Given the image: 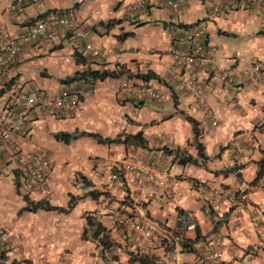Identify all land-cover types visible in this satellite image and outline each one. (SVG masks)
I'll list each match as a JSON object with an SVG mask.
<instances>
[{
    "label": "crops",
    "instance_id": "0c3cea01",
    "mask_svg": "<svg viewBox=\"0 0 264 264\" xmlns=\"http://www.w3.org/2000/svg\"><path fill=\"white\" fill-rule=\"evenodd\" d=\"M168 1L26 0V13L15 15V0H0V127L16 119L34 89L50 97L65 89L92 92L73 115L35 108L24 131L3 147L0 225L10 237L3 264H142L141 257L210 264L203 252L217 239L223 258L211 264H264V177L255 185L264 159V75L253 74L256 64L264 70V0H227L219 12L211 5L221 0H172L178 9ZM55 13L85 22L88 39L59 29L8 61L5 35L17 37ZM188 30L201 31L205 47L217 50L209 61L215 71L200 77L206 106L186 90L188 70L174 65L175 37ZM225 69L235 76L232 86L218 79ZM84 72L118 76L64 83ZM127 79L165 93L167 102L119 96ZM82 133L88 134L70 143L57 138ZM95 135L117 142L101 144ZM40 149L51 162L44 189L31 184L20 162ZM176 152L198 164L184 165ZM131 153L140 164L185 170L168 201L150 199L160 190L125 170ZM29 200L68 212H23ZM89 219L107 229V245L95 239ZM185 240L193 252L183 250Z\"/></svg>",
    "mask_w": 264,
    "mask_h": 264
},
{
    "label": "built area",
    "instance_id": "2783aa9c",
    "mask_svg": "<svg viewBox=\"0 0 264 264\" xmlns=\"http://www.w3.org/2000/svg\"><path fill=\"white\" fill-rule=\"evenodd\" d=\"M227 0H221L218 5H211L216 12L221 11ZM246 5H255L258 0H242ZM168 6L178 9L180 4L169 0ZM26 0H15L10 7L11 13L15 15H24L26 13ZM86 24L78 18L73 17L68 13H55L45 20L37 21L32 24L27 30L21 32L17 37H11L6 34V43L4 49L6 51L7 60L14 61L18 55L28 45H34L41 39L52 40L56 31L65 29L70 32H78L82 34L84 39H88V34L85 32ZM203 33L197 30H188L185 34L175 37L172 56L174 65L177 69L188 70V78L185 81L186 90L192 95L196 96L199 102L207 105L206 98L200 91V77H209L214 68L209 64L211 55L216 53L217 50L212 48L208 50L205 47L203 40ZM86 50L91 51L94 56L101 55L100 50L95 48L91 43L87 44ZM242 54L238 52L234 60H238ZM253 74L259 76L264 75V70L259 64L253 67ZM218 79L220 82L227 86H232L235 83V76L229 69L222 70ZM92 95L91 91L69 89L63 90L59 95L50 97L43 90L34 89L26 96L18 105V114L14 121L5 123L0 127V155L6 143H8L15 135L24 131V126L35 108H50L55 113H62L66 115H73L82 105L87 97ZM121 97L134 96L139 99H150L154 102L165 103L168 96L144 83L136 84L131 79H127L118 92ZM212 111L209 110V114ZM214 126L217 121H214ZM129 160L124 165L125 170L135 173L141 177L145 184L155 186L160 191L153 190L149 192V198L153 200H169V194L172 192L175 180L177 178H185V170L178 164H171L168 167H158L156 164H140L138 157L134 154H129ZM20 162L24 171L26 172L31 184L38 188L44 189L48 183V173L51 170V162L49 152L46 149H40L33 152L26 157L20 158ZM121 186H124L121 183ZM135 230L139 231L143 236L147 235V231L140 225H133ZM10 246V237L8 230L0 225V264H3L5 255L7 254ZM223 252L221 249V239H217L206 247L203 252V260L205 263H214L221 261Z\"/></svg>",
    "mask_w": 264,
    "mask_h": 264
},
{
    "label": "trees",
    "instance_id": "16d2710c",
    "mask_svg": "<svg viewBox=\"0 0 264 264\" xmlns=\"http://www.w3.org/2000/svg\"><path fill=\"white\" fill-rule=\"evenodd\" d=\"M90 76V77H89ZM107 76H118V73H112V74H100L98 72H84V73H78L77 75H75L73 78L67 79L64 81V83H75V82H80L83 80H87L88 78H94V79H104ZM132 77V76H131ZM143 79H147V78H143ZM187 120L191 123H196L191 117L187 116L186 117ZM88 133H82V134H60L57 135L58 139H61L67 143H70L74 140L79 139L81 136L83 135H87ZM96 139L98 140L99 143L101 144H114L117 142V140H112L109 138H103L99 135H95ZM139 135H137L136 137L133 138L132 141L136 142V140L138 139ZM199 133H197L195 141H196V145L199 148V151L201 153V157L203 159L206 158V156L203 154V147L202 145L199 143ZM174 152H172L171 154H173ZM176 158L180 159L184 165L187 163H191V164H195L197 165L198 162L197 160H194L192 157H185L183 154H180L179 152H176ZM238 169V168H237ZM264 177V159L259 163V173H258V177L255 180V185L259 183V181ZM39 210H46V211H58V212H68V210H65L63 208L60 207H53L48 203H34L32 201H28V205L26 208L23 209V212H37ZM89 223V229L92 230L93 236L95 237V239L99 240L101 242V244L103 245H107L108 241L110 240L109 237V232L107 231L106 228H104L101 224L97 223V222H93L92 220H88ZM183 250L185 252H193L192 249V242L190 240H185L183 243ZM139 261H141L142 264H152L151 262H149L150 260L148 259V257H141L138 259Z\"/></svg>",
    "mask_w": 264,
    "mask_h": 264
}]
</instances>
